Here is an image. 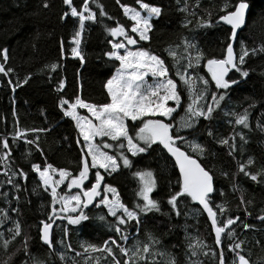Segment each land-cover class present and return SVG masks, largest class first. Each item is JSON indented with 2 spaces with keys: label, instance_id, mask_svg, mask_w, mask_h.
Returning <instances> with one entry per match:
<instances>
[{
  "label": "trees",
  "instance_id": "trees-1",
  "mask_svg": "<svg viewBox=\"0 0 264 264\" xmlns=\"http://www.w3.org/2000/svg\"><path fill=\"white\" fill-rule=\"evenodd\" d=\"M47 2L49 7L44 8V0H0V49H8L9 60L6 66L15 69L11 79L13 82L17 79L22 81L26 76L31 75L29 82L17 88L15 92H12L8 84L9 77L0 75V137H9L13 169H23L28 173L27 180L18 176L14 178L21 185V190L17 192L6 182L8 177L3 175L5 169L0 165V208L8 210L9 215V219L0 226V233L3 234L0 236V264H72V258H75L78 264H84L85 257L75 256V252L83 251L81 244L100 246L109 237L116 236L114 230L108 227L114 218L106 215L107 210L104 207H94L85 211L89 219L80 225H68L66 219H57L51 229L54 248L49 249L44 245L40 239V228H42L40 221L48 222L53 205L49 192L44 191L38 175L31 171V163L43 166L44 161L47 160L56 168H64L76 174L81 154L77 140L82 138L78 136L74 121L64 117L59 109L60 97L74 101L75 97L80 95L87 102L96 104L107 102L104 84L114 74L119 62L109 60L104 55L111 50L108 41L114 42V38L105 31V26L114 27L118 21L130 31L132 22L124 16L116 0H99L108 15L113 17L111 20L107 17H99V9L92 4L91 7L97 12L99 22H86L81 45L85 63L81 64L78 58L72 57L71 47L74 45L70 43L74 32L79 28L78 18L69 15L61 19L68 10L63 0H47ZM144 2L161 7L163 12L158 19L153 18L154 27L150 33V40L139 42L136 47L150 50L160 56L170 69L173 59L166 49L169 47L175 49L178 58L184 56L185 38L197 45L207 58H222L225 49L223 42L227 40L230 31L221 24H216L215 19L218 9L225 0H200L199 8H193L196 0H187L189 10H194L197 14L195 17L179 11L184 7V0H180L179 3L177 0H144ZM73 3L79 8L83 0H73ZM121 3L139 9L136 0H121ZM247 3L250 7L246 26L234 44L237 53L240 51L241 41L250 49L259 48L264 44V0H247ZM209 12L213 14V26L198 27L197 20L208 19ZM185 19L192 21L187 28L182 27ZM133 36L136 38L135 35ZM192 55L194 56L195 52ZM53 63L59 65L54 72L45 67ZM180 63L185 64L187 60L181 59ZM204 63L206 61L201 62L200 68L190 70V74L195 76L199 73L210 79L207 69L203 67ZM243 67L249 71V76L243 78L234 70L229 73V78L240 82L227 91L225 100L221 101V107L214 112L211 120L201 119L195 129H180L179 134L184 136L186 141L205 147L204 155L198 156L187 143H181L180 147L188 151L193 158L198 159L214 176L216 191L211 197L214 201L213 207L215 204L223 203L229 210L228 216L240 217V220L232 226L236 233L234 240L227 237L228 230L222 234L221 247L227 258V264L232 262L228 245L240 241H244L242 254L249 259L250 264H264V222L257 219L258 216L264 215V177H259L260 182L257 183L238 172V162L246 163L249 157L255 161L254 165L248 168L250 172L256 173L264 168V132L257 128L258 122H264V53L246 58ZM170 74L175 76L174 70ZM61 80L65 82V89L58 92L56 89ZM180 90L183 94V106L173 114L174 119L168 121L173 124V132L183 123L181 117L185 116L184 107L189 103L187 92L183 87ZM210 90H214V85ZM245 109L249 112L250 130L234 126V117L226 115L233 112L243 113ZM17 119L21 129H48L40 133L39 138L43 156L34 146L26 144L23 140L14 142L11 140ZM128 124L130 135L134 137L136 128L132 126V122ZM209 129L214 136L208 135ZM234 131H243L248 140V143L243 144L241 151L239 145L242 142L239 137L236 138L238 150L235 158L228 155L227 146L217 143L220 138H227ZM29 138H33L31 133ZM29 151L31 156H27ZM128 155L135 166L132 169L122 168L121 172L111 176L107 172L100 171L105 177L104 183L116 187L121 200L132 206L137 201L135 192L138 187L132 172L138 169L151 170L158 180L157 189L151 195L161 202V212H151L147 216H142L139 231L137 232L135 227L129 229L131 235L128 241L123 242L125 246L131 248L136 241L147 243L148 234H151L160 241L156 250L165 253L164 256L155 257L158 264H166L173 256L177 264H188L190 259H198L201 264H219L221 249L215 246L211 223L198 204L190 198L182 200L179 216L171 211L167 204L169 193L178 190L176 181L179 175L168 153L157 148L154 152L137 157ZM95 171L93 169L90 173L91 182L95 181ZM224 172L228 173L227 177L222 175ZM86 185L90 187L91 184L88 182ZM234 185L237 189L235 191ZM221 190L224 196L220 195ZM3 193L8 194L7 198ZM242 194L245 201L252 202L247 205V212L251 215L246 214L245 205L240 203ZM15 196L19 197L18 201L13 199ZM12 208H18L19 211L12 212ZM102 215L106 217L105 221L98 219ZM225 218L220 217L222 220ZM16 221L21 226V235L12 240V233L8 229L14 228ZM244 223L252 227L245 230ZM64 228L68 230L67 236ZM26 238L27 252L24 247ZM5 240L10 241L7 249L4 247ZM198 240L208 245L203 251L209 252V255L201 253L198 257H191L189 244H195ZM69 244L74 251L68 250L66 246ZM210 249L217 253L215 258L211 255ZM60 253L65 255V260L60 259ZM91 255L93 259L88 264H95L96 257L100 258V264H112L111 257L106 254ZM117 256L121 260L124 259L118 250Z\"/></svg>",
  "mask_w": 264,
  "mask_h": 264
},
{
  "label": "snow or ice",
  "instance_id": "snow-or-ice-1",
  "mask_svg": "<svg viewBox=\"0 0 264 264\" xmlns=\"http://www.w3.org/2000/svg\"><path fill=\"white\" fill-rule=\"evenodd\" d=\"M177 2L179 3L180 0H177ZM116 3L123 10L124 16L132 23L130 31L118 21L114 27L105 26V31L112 38H123L117 42L109 40L111 50L104 53L109 60L119 62L115 73L104 84L108 97L107 102L102 104L87 102L80 95H77L74 101L60 97L58 104L63 116L75 122L78 136L82 138L77 140L81 154L76 174L64 168H56L47 160L44 161L43 166L31 163V171L38 175L40 184L45 192H49L53 205L48 216V222L40 221L42 225L40 239L49 249H53L54 242L51 229L57 219H66L68 225H80L89 219L84 209H87L90 205L103 206L107 209L106 215L114 218V221L109 223L108 227L110 230H114L116 236L109 237L100 246L81 244L80 247L83 251L75 252V256L85 257L84 264H88L93 259L92 253L106 254L111 257L112 264H158L155 257L164 256L165 253L156 250L160 241L151 234H148L147 243L136 241L131 248L123 243L130 239V228L135 227L136 231H139L142 216H147L151 212H161V202L152 198L151 195L157 189V177L151 170L138 169L132 172V176L138 182L135 192L137 201L129 206L121 200L116 187L104 183L105 177L99 170L103 169L111 176L114 173L121 172L122 168L132 169L135 165L128 154L131 157H137L160 148L174 159V166L179 172L176 181L178 190L171 191L167 199L171 211L179 216L181 214L180 204L182 200L187 198L198 203L203 211L207 213L208 220L211 222V229L215 235V246L221 249L219 264H227V258L221 247L222 234H225L228 230L227 237L234 240L236 233L232 226L240 220V217L228 216L229 210L223 203L215 204L213 207L214 201L211 197L216 191L214 176L202 166L198 159L193 158L188 151L182 150L180 144L187 143L188 147L196 152L198 156H203L206 149L200 144L186 141L185 137L180 135L179 132L181 128L195 129L201 119L211 120L214 112L221 107V101L225 100L227 91L240 82L237 79L229 78V73L234 70L240 73L241 77L247 78L249 71L243 67L246 64V58L264 53V44L259 48L250 49L243 41L240 42L239 53L234 50L238 30L246 26V12L250 5L247 0H234V2L225 0V3L218 9L215 23L229 26L230 31L227 40L223 42L225 49L222 58H207L197 45L185 38L183 40L184 56L178 58L175 49L171 47L166 49L168 55L173 59V65L170 69L164 59L153 54L150 50L143 48L132 50L129 47L137 45L140 41L150 40V33L154 27L153 18L158 19L162 15L163 9L145 3L144 0H136L139 10L136 7L121 3V0H116ZM63 4L67 6L68 10L64 12L61 19H65L69 15L78 18L79 28L74 32L70 41L74 45L71 47V55L73 58H78L81 64H84L85 55L82 52L81 45L86 22H99L97 12L92 9L91 5L95 4L99 9V17H107L109 20L113 17L108 15L99 0H83L79 8L74 5L73 0H63ZM43 7H49L47 0H44ZM199 7L200 0H196L193 8ZM179 11L194 17L197 15L194 10H189L187 0H184V7L180 8ZM212 15L209 12L208 19L200 18L197 20V26L212 27ZM191 23L192 21L185 19L182 27L187 28ZM132 34H135L138 39L134 38ZM193 52H195L194 56L192 55ZM61 55L64 56L63 40L61 41ZM181 59H186L187 63L181 64ZM8 60V49H0V75L9 77L8 84L12 92H15L17 88L23 87L29 82L31 75L26 76L22 81L17 79L13 82L11 74L15 72V69L6 66ZM202 61H206L203 67L207 69L210 79L199 75V73L195 76L190 74V70L200 68ZM45 67L54 72L59 65L53 63ZM173 70L175 76L170 74ZM149 76L153 81L152 83L148 82L147 78ZM213 85L214 90H210ZM181 87L187 92L189 103L184 107L185 116L181 117L183 123L173 132V124L168 121L174 119L173 114L183 106ZM64 89L65 82L61 80L56 90L62 92ZM78 109L87 110L88 115H80ZM13 115H16L15 110ZM226 115L234 117V126H241L242 129L250 130L247 109L243 113L233 112L226 113ZM129 121L136 128L135 137L130 135ZM257 128L264 132V122H258ZM46 131L48 129L44 128L21 129L17 119L14 124V132L11 134V140L13 142L23 140L26 144L34 146L36 151L43 156L44 153L40 148L39 138L40 133ZM30 133L33 136L31 139L29 138ZM208 135L214 136L211 129L208 130ZM97 137L101 138V143L95 142ZM105 137L112 143L103 141ZM237 137L242 142L239 145V150L242 151L243 144L248 143L243 131H234L229 137L220 138L217 141L221 146L228 147V155L233 156V158H235V153L238 150ZM106 149H113V154H109L108 151H105ZM11 155L9 137H0V165L5 169L3 175L8 177L6 182L19 192L21 185L14 178L18 176L27 180L28 173L23 169H13ZM27 156H31V151L27 153ZM254 163L255 161L251 157L248 158L246 163L238 162V172L259 183L258 178L264 177V168L256 173L250 172L248 168L253 166ZM93 169L96 170L95 182L90 180V173ZM54 175H58V179H54ZM222 175L227 177L228 173L224 172ZM86 181L91 184V187L86 185ZM62 185H66V194H62L64 191L61 188ZM73 189L78 191L73 193ZM233 189L234 191L237 190L235 185ZM109 193L112 194L111 198H109ZM3 195L7 198L8 194L3 193ZM220 195L224 196L223 190L220 191ZM13 199L18 201L19 197L15 196ZM240 203L245 205L246 214L251 215L247 212V205L252 202L245 201L242 194ZM57 204L60 205L59 209L55 207ZM11 211L18 212L19 210L18 208H12ZM163 214L167 215V213ZM222 216L226 218L220 219ZM8 219V210L0 208V226ZM98 219L105 221L106 217L102 215ZM257 219L264 222V215L258 216ZM251 227L247 223L243 224L245 230ZM8 231L12 233V240L20 236L21 226L19 222H14V228H10ZM64 233L67 236V228H64ZM2 235L0 233V236ZM9 243V240L4 241L5 249H7ZM243 243L244 241H240L228 245V252L232 254L231 264H250L249 259L242 254ZM61 244H63V241H61ZM24 247L27 252V238ZM66 247L68 250L74 251L70 244ZM205 248H208V245L202 241L198 240L195 244L190 243L191 257H198L201 253L206 256L209 255V252L203 251ZM117 250L120 256L124 257L123 260L118 258ZM209 251L214 258L217 256L215 251L211 249ZM59 256L62 261L66 259L63 253H60ZM72 264H78L75 258H72ZM95 264H100L99 257L95 258ZM166 264H177V260L173 256ZM188 264H201V262L198 259H190Z\"/></svg>",
  "mask_w": 264,
  "mask_h": 264
},
{
  "label": "rangeland",
  "instance_id": "rangeland-1",
  "mask_svg": "<svg viewBox=\"0 0 264 264\" xmlns=\"http://www.w3.org/2000/svg\"><path fill=\"white\" fill-rule=\"evenodd\" d=\"M138 10H139V9H138ZM142 14H143V13H142ZM133 35H135V34H133ZM135 37L138 39L137 36H135ZM122 39H123L122 37L114 38V42H117V41L122 40ZM140 42H142V41H140ZM129 47H130L132 50H135L136 48H139V47H136V46H134V47L129 46ZM121 52H123V50H121ZM114 73H115V72H114ZM147 79H148V82H149V83H152V82H153L150 76H149ZM170 104H171V102H170ZM80 111H81V112H80ZM78 112H79L80 115H88L87 110H85V109H78ZM69 119H70V118H69ZM129 122H131V121H129ZM74 123H75V122H74ZM134 137H135V134H134ZM96 140H98V141H95V142H97V143H101V138L97 137ZM103 141L108 142V143H112L110 140H108L107 137L103 138ZM112 150H113V149H106L105 151H108L109 154H112V152H113ZM121 166H122V162H121ZM94 170H95V169H94ZM99 171H103V172H105L103 169H100ZM53 178H54V179H58V175H54ZM94 178H95V176H94ZM94 180H95V179H94ZM94 182H95V181H94ZM85 183L87 184L88 181H86ZM90 187H91V185H90ZM61 188L64 190L62 194H66V193H67L66 185H62ZM58 191H60V189H58ZM76 191H78V190H77V189H73V190H72L73 193H75ZM108 195H109V198H111V195H112V194L109 193ZM55 207H56L57 209H59V208H60V205L57 204V205H55ZM101 207H103V206H101ZM105 209H106V208H105ZM106 210H107V209H106Z\"/></svg>",
  "mask_w": 264,
  "mask_h": 264
},
{
  "label": "water",
  "instance_id": "water-1",
  "mask_svg": "<svg viewBox=\"0 0 264 264\" xmlns=\"http://www.w3.org/2000/svg\"><path fill=\"white\" fill-rule=\"evenodd\" d=\"M248 12H249V9L247 10V12H246V22H247V16H248ZM221 25L222 26H224L225 28H227V29H229V26H226V25H223L222 23H221ZM245 27V26H244ZM244 27L241 29V30H238V35L240 34V32L244 29ZM238 37V36H237ZM234 44H235V42H234ZM136 46V45H135ZM134 47V46H133ZM172 160L174 161V159L172 158ZM174 163H175V161H174ZM98 202V201H97ZM95 203V202H94ZM198 204V203H197ZM198 206L202 209V207L198 204ZM95 206L94 205H90L87 209H84V211H87V210H90V209H92V208H94ZM202 211H203V209H202ZM203 213L207 216V213L206 212H204L203 211ZM208 218V217H207ZM210 222V221H209ZM211 223V222H210ZM214 233V232H213Z\"/></svg>",
  "mask_w": 264,
  "mask_h": 264
},
{
  "label": "bare ground",
  "instance_id": "bare-ground-1",
  "mask_svg": "<svg viewBox=\"0 0 264 264\" xmlns=\"http://www.w3.org/2000/svg\"><path fill=\"white\" fill-rule=\"evenodd\" d=\"M45 245V244H44Z\"/></svg>",
  "mask_w": 264,
  "mask_h": 264
}]
</instances>
